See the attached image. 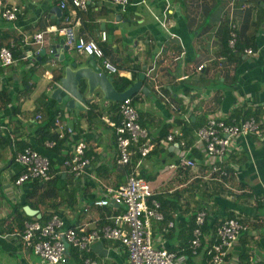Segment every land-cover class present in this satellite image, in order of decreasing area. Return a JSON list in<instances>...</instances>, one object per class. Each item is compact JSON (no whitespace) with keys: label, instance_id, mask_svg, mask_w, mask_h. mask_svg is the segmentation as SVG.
<instances>
[{"label":"crops","instance_id":"1","mask_svg":"<svg viewBox=\"0 0 264 264\" xmlns=\"http://www.w3.org/2000/svg\"><path fill=\"white\" fill-rule=\"evenodd\" d=\"M59 1L2 0L0 5V14L3 5L20 8L14 22L0 15V36L17 54L11 66H0V264H41L22 246L20 233L27 221L55 213L65 228L104 223L109 209L93 203L105 197L106 187L125 182L127 169L118 162L110 125L120 121L119 102L106 99L97 86L88 90L86 80L77 84L80 108L52 97L54 83L74 67L86 66L89 57L65 49L56 34L42 44L35 42V34L62 25L65 17L78 18L76 33L94 39L116 68L109 73L102 59H96L116 92L145 75L141 87L147 90L130 98L155 147L145 158L136 155L132 160L164 217L151 225L153 246L176 252L177 264H207L204 247L213 241L216 227L238 216L249 228L223 264H264V142L251 136L232 139L222 163L226 176L219 179L210 173L213 159L196 137L208 119L253 117L264 126V0H127L124 7L110 0H88L86 11H62ZM231 30L237 36L235 50L228 45ZM57 45L64 49L62 61L50 53ZM119 78L132 84L120 92ZM51 121L59 150L38 133ZM172 129L182 132L185 149L164 140ZM79 142L87 144L85 157L91 165L74 177L62 164ZM25 148L50 161L52 181L46 190L56 187L49 198L40 201L42 190L33 193V182L15 184L22 166L14 159ZM183 156L195 166L174 170L171 166ZM27 206L38 217L28 216ZM198 212L206 214L203 248L192 256L188 244ZM168 223L173 227L167 228ZM89 248L70 249L65 264H128L126 252L114 241Z\"/></svg>","mask_w":264,"mask_h":264},{"label":"built area","instance_id":"2","mask_svg":"<svg viewBox=\"0 0 264 264\" xmlns=\"http://www.w3.org/2000/svg\"><path fill=\"white\" fill-rule=\"evenodd\" d=\"M119 6H127V0H110ZM2 0H0L1 5ZM88 0H60V10L75 8L80 11L87 10ZM20 8L15 6H2L1 18L5 21L17 20ZM79 19L70 21L65 17V22L58 27H49L44 32L34 35L36 43L42 44L45 37L56 34L61 37L66 49L74 50L79 55L94 56L102 59L104 68L109 73L116 68L104 58L99 44L92 38L87 39L78 35L74 24ZM106 34H101L105 40ZM237 36L234 30L230 31L228 45L235 50ZM10 47L0 48V66L9 67L14 63ZM251 54V50L246 51ZM200 66L198 70H201ZM60 87L57 82L54 83ZM119 123H110L114 128L116 151L118 162L127 169L125 182L117 187H106L104 198L95 201L93 205L108 208L110 214H105V222L88 227L87 224L75 228H65L63 220L58 214H50L46 222L38 220L24 223L20 233L22 246L32 251L40 259L41 264H65L67 261L69 246L77 251H89L92 243L101 241H114L119 244L127 254L128 264H177V253L167 249H156L153 246L151 225L153 222L163 221L161 205L153 197V190L149 183L140 177L138 164L133 163V157L138 155L145 158L154 149L155 144L150 139L149 131L141 126L139 115L132 104L130 97L119 102ZM39 119V117H37ZM56 125L62 127V122ZM71 133V130L68 129ZM251 136L264 142V126L253 117L236 120L208 119L196 132L199 142L204 145L206 155L213 159L211 174L219 179L226 176L222 168L223 158L229 147L230 141L237 137ZM167 143L177 148H186L179 129H172L164 139ZM53 144V143H50ZM87 144L77 143L63 160V171L74 177H79L85 169L91 165V160L85 157ZM14 161L22 166L20 175L15 180L16 185L25 182L37 181L40 184L51 180L49 160L39 155L31 148H25L16 153ZM195 162L187 157H182L178 163L171 167L176 169H190ZM206 214L198 212L195 215V226L192 230V238L188 244L189 253L198 256L203 248L202 228ZM167 228L173 224L168 223ZM249 228V222H243L240 217L234 216L222 221L215 229L213 241L208 247H204L208 257L207 264H223L230 248L240 238L242 233Z\"/></svg>","mask_w":264,"mask_h":264},{"label":"water","instance_id":"3","mask_svg":"<svg viewBox=\"0 0 264 264\" xmlns=\"http://www.w3.org/2000/svg\"><path fill=\"white\" fill-rule=\"evenodd\" d=\"M62 42L63 41L60 43L62 44ZM59 46L60 45H57L51 48L50 53L53 55L54 60L62 61L64 59V49H61ZM41 52V54H45L46 49H43ZM144 79V73L139 74V80L135 84L126 89L124 92L118 93L110 84L112 78L102 73V69L97 65L96 58L94 56H89L86 66L84 65L78 68L74 67V71H67L65 78L57 82L60 87L54 85L55 91L53 92L52 97L57 101H60L61 99L65 101L68 100V107L80 108L79 105H82L83 101L80 91L77 89V84L81 85L82 80H86V87H88V90H92L93 87L97 86L104 93L106 99L120 102L135 95L138 91L145 92L147 89L141 87V82ZM24 211L28 216L38 217V212L28 206L24 207Z\"/></svg>","mask_w":264,"mask_h":264},{"label":"trees","instance_id":"4","mask_svg":"<svg viewBox=\"0 0 264 264\" xmlns=\"http://www.w3.org/2000/svg\"><path fill=\"white\" fill-rule=\"evenodd\" d=\"M4 46H6L8 48L10 47L9 43L8 42L6 43V39L3 38L2 36H0V48L4 47ZM11 51H12L13 58H15L17 56V54L13 53V47H11ZM119 80L121 82V86L120 87L117 86V88H118V91H120V92L124 91L126 88H128L132 84V81L129 79L119 78ZM121 80H123V81H121ZM117 123H119V122H117ZM51 130H52V121L47 123L46 125H43L42 127H40L38 129V133H39V135L41 134L43 141L47 140L49 142H55V144L57 143L55 146V150H59L61 146L57 142V139H58L57 134L52 133ZM23 150H21V151H23ZM49 167H50V174H51L52 171H51L50 161H49ZM140 176H142V175H140ZM51 181L52 180H49L48 182L43 183V184H40L37 181H33V189H32L33 193H36L37 191L42 190V194L40 195V201L44 200L45 198H49L51 196L52 191L54 192L56 185H55V187H53L54 185L52 186L53 187L52 190H46V187H48L50 185ZM151 199H153V198H151ZM49 216H50V214L48 215V217H46L42 220H38V221L41 223L46 222L48 220ZM71 250L76 251V249H73V248Z\"/></svg>","mask_w":264,"mask_h":264},{"label":"rangeland","instance_id":"5","mask_svg":"<svg viewBox=\"0 0 264 264\" xmlns=\"http://www.w3.org/2000/svg\"><path fill=\"white\" fill-rule=\"evenodd\" d=\"M67 250H68V251L70 250L69 246L67 247Z\"/></svg>","mask_w":264,"mask_h":264}]
</instances>
